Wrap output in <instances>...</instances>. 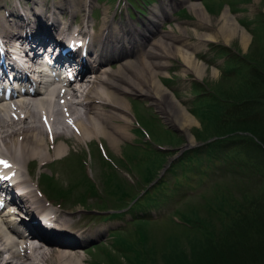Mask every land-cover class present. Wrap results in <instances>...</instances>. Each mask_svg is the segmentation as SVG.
<instances>
[{
	"label": "rangeland",
	"instance_id": "1",
	"mask_svg": "<svg viewBox=\"0 0 264 264\" xmlns=\"http://www.w3.org/2000/svg\"><path fill=\"white\" fill-rule=\"evenodd\" d=\"M18 1L20 4L23 3L21 2V0H17V2L16 0H0L2 4H5L3 6L1 5L0 13H8L9 7L13 9L14 4L18 3ZM54 1L58 2L59 0H47L46 5L51 6V3ZM133 1L135 3V6L140 8V11L136 10L131 4H129L127 0H95V3L91 7L92 9L87 7L86 10V15L89 20V22L86 23L87 28L93 29V23H95V29L100 26L104 19L106 11L110 14L116 13L117 19L120 17L122 18V20L128 18V20L132 21L134 24H137V22H140V20H146L151 13V8H153L157 3L160 2V0H150L148 1V3H146L144 0ZM202 1L204 2V5L206 4L207 6H211L212 4H214V6H216V8H214L213 10H210L207 7L206 8L208 11L207 13H209L210 17L215 20V23L217 22L218 25L214 23V26H211L210 28H197L194 22L197 21L198 16L189 8L188 2L179 3L173 6L171 10L173 12L171 14V18H165L161 21L160 24V29L163 32H167L171 29H177L178 27H186L189 29V32L187 31V35L183 34L185 41L187 40L191 43L198 42V40L203 41L200 42L201 45L199 43V46L196 47V50H194V52L196 54L197 60L203 63L206 67V71L204 74L200 76L197 75L194 70L188 69L186 61L183 60V53H181L182 49L180 48L182 46L181 44H183L184 42L183 40H176L173 41L176 42L175 45L173 44L169 46V52L172 53L171 56L168 57L169 59H167L169 61V65L164 69L165 75L160 77L161 81H165L166 84H164L166 85V87L169 88V90H171L174 95L176 94L175 97L179 99V101L183 105H185L192 116L196 119V121L189 127V131L194 137V143L189 144L187 133L183 130V128L178 126L177 120L175 121L174 117L169 118L168 116L167 118V116H165L164 112L160 110L159 102H156L153 96H149L143 93L141 94L131 92L122 93L128 100L132 117V123L127 126L128 135L125 136L126 138H121L116 145L111 144L108 138L104 135H102L100 138L93 137L90 140H83L78 143L76 142L74 137L69 135L68 129L71 124H69V122L66 121L65 118L66 116H70V118L74 120L76 118V115H83L85 109L83 107L84 104L82 105V102H76L72 103V105L68 107L67 105H62L63 102L57 101L56 97L55 101L51 105V108L53 110L55 106L54 110L56 111L53 112V114H55L54 116L57 118L65 116V123L69 125V127H66L68 128L66 129V134H68V136L66 134H61V136L59 137L60 141L65 140V142L68 143V153L63 157L50 160L45 164L40 163V159L38 160L39 157L31 158L28 162L26 161L21 165L19 164V177H31V185L32 187H38L36 191L41 197L45 198L40 191V187L36 185L37 178L41 174V171V187L43 189L46 188L52 195L57 197L58 194L53 193L49 185L44 181V173L51 174V176L53 177L52 179L58 181L53 182L54 184L52 185L55 186V184L57 185L59 183L66 186V184H69L70 180L73 178V175L69 176V174L73 172L69 171L70 168L74 167L76 156L78 155L79 157V154L83 155L86 151L91 152V149L92 151H95V142H97L100 148H102V150L107 152V155L115 160L114 163L118 175H120L122 179L124 178L127 181L124 182V189L134 190L135 193L138 192L137 197L146 196L147 190L155 191L158 189H162V187H165V189H167L166 192L169 195L167 197L164 196L160 201L153 202V204L150 205H144V209L138 207L132 208L133 202H135L136 200L135 198L134 200H132V197L128 196L121 198V195V200L119 199V201H117L119 195L117 193V190H115V185L112 184L105 188L103 178L104 176L103 172H101L102 168L104 170V166H102L103 160L101 161L99 156H96L95 158V154H92L93 156H89V153L86 154L85 160L87 161V171L91 175V177L95 178L98 182L101 189L97 190L99 194L94 193L91 194L88 198L86 197L87 202L85 204L77 203L76 205H74L72 203L74 198H72L71 200H69L70 203H67V206H69V208H63L60 206V204H57L55 201L52 202L50 200V202H52L51 207L53 209H58V212L72 215L73 217L75 216L73 221H71V224L77 230L89 228L93 230L96 227H98L97 229H103V231L98 234V236L86 239L81 243L80 246L83 249L81 255L84 259L83 264H94V255L99 256V254L102 253L101 251L98 254L100 244H106V246H111L113 248V243L116 238L115 233L117 230H124L125 232L131 234L133 233V229L136 231V223L133 220V214L135 213L141 216L144 215L145 217H149L150 229H148V234L152 235L150 236V240H152L156 245L155 248L157 250L163 248V246L165 245H167V247L169 246V248H176V246H180L181 250L183 249L180 254H182L183 256L185 255L186 257L192 256L195 253L196 247H193L192 244L189 245V243L187 242L188 237H191L192 235H194V233L189 230L187 231L183 226H179L176 224V222H183V220L180 218L181 216L179 212L177 211H184L185 209L187 211L188 209H191L195 206L196 208H198V212L201 215L209 216L210 212H208L207 206L203 204V202L206 201V196L212 198L217 197L215 199L216 202H218L222 198L227 201L230 200L231 204L235 205H239L241 202L236 201L241 199V194L238 192L236 184L247 185L248 183L245 181L247 176L244 173L236 183H234L235 180H232L235 187L233 186V184H228V178H226V175H230V173L228 172V170H225L226 167L223 166L225 165L224 153H221L220 157L213 158L208 165L203 162V164L200 166L203 170L200 171L198 169H193V167L192 169L186 168L188 164L183 163V159L181 160L180 158L182 156L185 157L188 150H190L189 152L194 155L195 153L191 152V149H197L199 151V154L202 155L203 160H205L206 143L216 138L217 135L210 136L208 135L209 133L207 134V131L205 130V123L208 122L205 121V118L202 117L203 111L209 107V105L207 104L209 102H212V96L216 91V88L217 91L219 88L220 90H229V95L237 93V95L242 97L241 95L245 94V92H241L240 90H243V84H247L251 81L250 76L253 73V70L251 71L250 69V64L247 63L249 60H247V62L243 60L246 57L245 54L248 52L249 54L251 53L257 61L263 62L262 65H264V61H262L264 57V0H222V6L217 5L220 2L219 0H198V2ZM20 7L15 5V9L13 11L14 13H11L9 14V17H6L13 18L15 16L16 18L17 16L22 20L23 14L18 13ZM226 7L229 8V12L231 14H234L236 16L238 23L243 26L250 34V38L249 40H247L248 44L243 41L241 33L238 32L235 33V35L233 34L232 36H230L231 40L228 41L229 43L220 36L217 40L208 39L207 41L206 39L197 37L201 32L217 33V28L219 26V21L217 20V18ZM93 9L95 12V16H91V11ZM15 12L18 13V15H14ZM129 13H131L132 16L129 15ZM66 14V12L60 13L62 20L71 18L70 14ZM75 17L76 20H73L74 25L81 21L82 16L81 14H78ZM194 30L196 32H193ZM255 30L258 31L259 35L261 36H259L258 33L255 35ZM175 32L171 33L175 34ZM180 35L181 34L177 36L176 33V35L173 36L179 37ZM219 35L223 34L220 33ZM187 46L192 50L194 48V46ZM256 50H259L257 55L253 54V52H255ZM235 58L236 61L233 62V59ZM105 63L107 65L111 64L113 68H117L119 65V61L117 59L111 61L107 60ZM213 69L217 70V73H214ZM238 69L247 70L245 80L238 79L243 76L238 72ZM93 74L94 73H88V78L92 79ZM260 76L261 78L255 73L254 77V79L257 78V86L259 87L264 84V72ZM262 97L264 98V96ZM74 98H76V101L81 99L80 96H75ZM229 99H232V97H230ZM34 107L36 106L33 105L32 108ZM60 107L61 111L59 109ZM9 108H11V110L5 111L6 115L4 111L3 113H1V111L0 115L13 117V113H15V107L10 106ZM230 109L231 104L226 105L225 108H223L226 113H228ZM231 110H233V108ZM23 111L27 112V109L25 108L23 109ZM255 115L258 117H264V111H259ZM224 116L225 115H223V117ZM151 119L155 120L154 122L157 124L156 126L160 129L158 133L159 136H154V139L151 136L150 137L152 139H150L148 134L145 132V128L141 126H147ZM221 120L222 119L219 120L220 124H225V126L230 123V121ZM118 121L121 122L120 120ZM58 124L59 126L62 125L61 123H57V126ZM213 125H215V123L209 124L210 127L208 126V128H211ZM214 133H216V131ZM207 135L210 137H208ZM158 141H162L165 144L163 145L165 149L159 147L157 143ZM239 141L242 142L244 141V139H240ZM232 145L224 146L229 148ZM244 147L246 148L245 145H240L238 147L233 145V148L235 149L234 152H238L239 149L244 150ZM50 149H54L52 147V144L50 146ZM155 149H158L160 151L157 157H161V159L156 160V164L154 166L155 168L154 170H151V172H154L153 176L156 175V178L152 181V183L148 184L147 180H144L142 178L145 173V171L143 170V166H147L151 162V160L156 157L158 151ZM244 155L246 157L248 156L247 149L244 150ZM259 155L260 157L253 158L252 162H249L247 158L246 160L249 162L250 167H254L253 164L257 163V175H261V177H264V151L260 150ZM105 157L107 158L108 156ZM121 157H125L123 158L124 160L121 159ZM187 162L190 164L189 160H187ZM197 163L199 165L198 161ZM14 165L18 164L14 162ZM28 166L31 168V172L30 168H28V172ZM105 168V170H108V167ZM146 172L148 173L149 170H147ZM185 173H187L189 176H185ZM76 177H78V174L77 172H74V178ZM179 177L181 182L177 185V187L175 181ZM261 177L256 176V178ZM160 180H163V182L157 183ZM218 183H222L225 185H219L215 189ZM226 185H228V187H226ZM261 189L264 190V178L262 180H256L253 184V188L250 191L251 193L257 195L260 193ZM70 192V196H73L72 194H79L75 191ZM56 199V201H58L60 198L57 197ZM115 201L120 202L121 205L125 203V206H115L117 204ZM45 202L47 203L46 200ZM140 202V204H144L148 201L143 198L140 199ZM211 216L213 215H210V217ZM214 221L217 225V232H219L222 220L215 217ZM223 221L225 220L223 219ZM167 237L170 238L168 242H166ZM174 240H177L179 244L177 243V245H174ZM7 253L9 252L7 251L5 255L8 256L10 253ZM160 255L161 254L158 251V259L154 264H165V261L160 257ZM11 259L13 263L16 261V259L13 257ZM100 263L110 264L105 258H101Z\"/></svg>",
	"mask_w": 264,
	"mask_h": 264
},
{
	"label": "bare ground",
	"instance_id": "2",
	"mask_svg": "<svg viewBox=\"0 0 264 264\" xmlns=\"http://www.w3.org/2000/svg\"><path fill=\"white\" fill-rule=\"evenodd\" d=\"M46 1L21 0L23 3L20 4L18 1L14 4L13 9L9 7L11 13H14L15 5L19 7L21 5L19 9L23 12L19 10V14H26L22 21L17 16L7 19L4 14L0 13V33L3 40L5 39L4 41L8 43L14 36L23 37L24 33L40 42L60 37L63 39L64 32L72 31L74 34L73 20L76 15L81 14L80 32L83 33L84 38L92 39L86 45L92 50L87 66L94 71V77L90 79L86 73L79 72L77 84L74 85V82H71L67 84L66 89L58 90L57 95L66 102L65 105L68 107L76 102L84 104L83 115H76L70 127L65 123V116L61 118L54 116L55 106L51 110V100L48 97H38L37 94H40V91L33 95L30 94L32 97L29 100L20 99L18 101L17 107H27L26 114L19 112L15 118L0 115V156L5 157V162H16L17 168L20 169L23 162H28L34 157H39L38 160L40 159L41 164L63 157L68 153L69 147L68 143L65 140L60 141L59 137L61 134H66V129H68L66 127H69V135L74 137L78 143L104 135L111 144L116 145L121 138L128 135L127 126L132 123L129 103L126 96L122 94L123 92L153 96L155 101L159 102L160 110L164 112L165 116L167 118L168 116L169 118L174 117L178 126L187 133L189 144L194 143V137L191 135L189 127L196 119L166 87L160 77L165 75L164 69L169 65L167 59L172 54L169 52V46L175 45L176 42L173 41L176 40L184 42L180 48L188 69L194 70L200 76L204 74L206 67L197 60L194 52L199 43L203 41L198 40L194 43L185 41L183 34L189 32L186 27L163 32L160 29V24L165 18H171L173 6L188 2L189 8L198 16L197 21L194 22L195 26L197 28L213 27L215 20L207 13L203 1L160 0L156 6L151 8L149 17L137 24L128 18L117 19L116 13L110 14L106 11L99 30L95 33H89L90 30L86 27V23L89 22L86 10L87 7H92L95 0H59L52 2L51 6L46 5ZM1 5L5 4L0 2V7ZM229 11L228 7L224 8L217 18L219 21L217 33L201 32L197 37L207 41L208 39L217 40L220 36L228 42L231 40L230 36L238 32L241 33L243 41L248 44L247 40H249L250 34L238 23L236 16ZM61 12L70 14L71 18L62 20ZM14 15H18V13L15 12ZM171 32H175V34ZM176 33L177 36L181 35L174 37ZM220 33L223 35H219ZM187 45L194 46L195 49L192 50ZM19 50L16 48V51ZM111 58L119 61L117 68L104 63L107 60L111 61ZM213 72L217 73V70L213 69ZM75 96H80L81 99L76 101ZM33 105L36 107L32 108ZM6 109V106L3 107V104H0V112ZM59 109L61 111V107ZM57 123L62 125L58 124L57 126ZM66 135L68 136V134ZM51 144L53 150L50 149ZM28 168L29 166L27 167L29 172ZM18 184L23 185V193L21 208L17 209L25 210L26 216H29L31 221L41 213L52 224L49 229L42 224H31L32 227L35 226L33 230L38 239L40 238L44 242L35 238L29 245L27 243L17 244L16 235L12 231L13 229L16 231V229L0 214V264H83L81 243L86 239L98 236L103 229L96 227L93 230L90 228L77 230L71 224L75 216L53 209L51 203L38 194L37 188L32 187L31 177L19 178ZM11 208L16 207L11 206ZM16 213L18 214L15 212L14 217H16ZM21 214L24 215V213ZM26 224L29 225L30 222L27 221ZM7 251L10 253H7L8 256L5 255ZM12 257L16 259L14 263Z\"/></svg>",
	"mask_w": 264,
	"mask_h": 264
},
{
	"label": "trees",
	"instance_id": "3",
	"mask_svg": "<svg viewBox=\"0 0 264 264\" xmlns=\"http://www.w3.org/2000/svg\"><path fill=\"white\" fill-rule=\"evenodd\" d=\"M221 1L222 0H220L217 5L222 6L223 3ZM206 7L210 10L216 8L214 4L211 6L206 5ZM257 33L258 31L255 30V35ZM258 52L259 50H256L253 54L257 55ZM248 54L249 52L245 54L246 57L243 60L246 62L249 60L247 63L250 64V69L251 71L253 70V73L250 76L251 81L247 84H243V90L239 89L241 92H245V94L241 95L242 97L237 95V93L229 95V90H220L219 88L217 91L216 88L212 96V102H209L207 104L209 107L203 111L202 117L208 122L205 123L207 134L209 133L208 135L210 136L217 135L216 138L206 143L205 160H203L202 155L199 154L197 149H191V152L195 153L194 155L188 150L186 156L180 158L181 160L183 159V163L188 164L186 168L192 169L193 167V169H198L200 171L203 170L200 167L203 162L208 165L213 158L220 157V154L224 153L225 165L223 166L226 167L225 170H228L230 173V175H226L228 184H233L232 180H235L234 183L239 181L241 175L244 173L247 176L245 180L248 183L247 185L236 184L238 192L241 194V199L236 201H241L240 204H231L230 200L227 201L224 200V198L216 202L215 199L217 197L212 198L206 196V201L203 202V204L207 206L208 212H210L209 214L213 216L201 215L198 212V208L195 206L187 211L186 209L184 211H177L183 222H176V224L194 233V235L188 237L187 242L189 245L192 244L193 247H196L195 255L188 256L190 258L180 254L183 251L180 246L169 248V246L167 247V245H165L163 248L157 250L155 248L156 245L150 240V236L152 235L148 234L150 220L144 215L141 216L135 213L133 214V220L136 223V231L133 229L134 234L125 232L124 230H117L115 233L116 238L113 243L114 247L112 248L111 246H106V244H100L98 254L101 251L102 253L99 254V256L94 255V264H101V258H105L110 264H154L158 259V251L161 254L160 257L165 261V264H264V190L261 189L260 193L257 195L250 191L255 181L262 180L264 177L257 175V163L253 164L254 167L249 166V162H252L253 158L260 157V150L264 151V123H262L264 121H261L264 120V117L255 115L259 111H264V98L262 97L264 96V84L259 87L257 86V78L254 79L255 73L261 78L260 75L264 72V65H262L263 62L257 61L251 53ZM234 61H236V58ZM262 61H264V57ZM246 71L247 70L238 69V72L243 75L238 79L245 80ZM230 97H232V99H229ZM229 104H231V109L233 108V110L230 109V111L226 113L223 108ZM223 115L225 116L223 117ZM220 119H222L221 121H230V123L225 126V124H220ZM154 121L155 120L151 119L149 124L145 126L147 132L153 139L154 136H159L158 133L160 131ZM211 123H215V125L208 128ZM215 131L216 133H214ZM239 138L242 140L244 139V141H239ZM157 143L164 144L162 141H158ZM232 144L236 147L245 145L246 148L244 147L243 149L248 150V156L246 157L244 155V150L239 149L238 152H234L235 149ZM224 145L232 146L227 148ZM155 150L158 151L156 157L153 158L147 166H143L145 173L142 178L147 180L148 184L152 183L156 178V175L153 176L154 172H151V170H154L156 160L161 159V157H157L160 151L158 149ZM96 156H99L101 161L103 160L102 166H108V168H110L108 170H105L106 168L103 170L102 168L101 172H103L105 188L112 184L115 185V190H117L119 195L117 201H119L121 195V198L125 196L132 197V200H134V198L136 199L135 202H133L132 208L138 207L144 209V205L153 204V202H158L163 199L164 196L167 197L169 195L166 192L167 189L162 187V189L155 191L147 190L146 196L137 197L138 192L135 193L134 190L124 189V182L126 180L118 175L112 163L105 159L100 151L95 155V158ZM187 160L190 161V164ZM72 169L74 172H77L78 177H70L72 179L66 186L59 183L57 185L55 184V186L52 185L54 184L53 182L58 181L53 180V177L49 173H44V181L49 185L53 193L58 194L57 197H64L66 199V204L70 203L69 200L72 198H74L72 203L82 202L85 204L86 197L88 198L94 193L99 194L97 192V187L86 173V165L82 158L76 159ZM147 170H149L148 173L146 172ZM185 176L188 177L189 175L185 173ZM256 176L261 178H256ZM162 182L163 180H160L157 183ZM180 182L181 180L179 177L175 181L176 186ZM222 183H218L215 189L219 185H225ZM226 187H228V185H226ZM70 191H75L79 194H72L75 196L73 197L70 196ZM143 198L148 202L140 204V199ZM117 201H115L117 203L115 206L121 205V203ZM121 206L124 207L125 203ZM215 217L222 220L219 232H217V225L214 221ZM223 219L225 221H223ZM169 240L170 238L167 237L166 242ZM177 243V240L173 241L174 245H177Z\"/></svg>",
	"mask_w": 264,
	"mask_h": 264
},
{
	"label": "snow or ice",
	"instance_id": "4",
	"mask_svg": "<svg viewBox=\"0 0 264 264\" xmlns=\"http://www.w3.org/2000/svg\"><path fill=\"white\" fill-rule=\"evenodd\" d=\"M7 166V165H6Z\"/></svg>",
	"mask_w": 264,
	"mask_h": 264
}]
</instances>
